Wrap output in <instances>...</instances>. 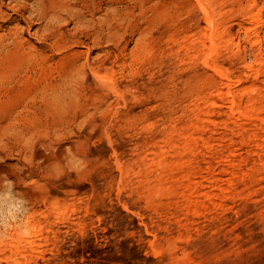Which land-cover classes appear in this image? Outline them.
I'll return each mask as SVG.
<instances>
[{
    "label": "rangeland",
    "instance_id": "374dc122",
    "mask_svg": "<svg viewBox=\"0 0 264 264\" xmlns=\"http://www.w3.org/2000/svg\"><path fill=\"white\" fill-rule=\"evenodd\" d=\"M68 2L0 0V264H264V0Z\"/></svg>",
    "mask_w": 264,
    "mask_h": 264
},
{
    "label": "clouds",
    "instance_id": "9594fccd",
    "mask_svg": "<svg viewBox=\"0 0 264 264\" xmlns=\"http://www.w3.org/2000/svg\"><path fill=\"white\" fill-rule=\"evenodd\" d=\"M0 179L4 180L9 187L15 186V182L8 180L6 176H0ZM28 211V201L24 196L23 200L18 202L8 198L0 201V241L7 239L8 230L13 224L20 222L21 217L25 216ZM29 233L30 229L23 226L22 234L27 236Z\"/></svg>",
    "mask_w": 264,
    "mask_h": 264
},
{
    "label": "bare ground",
    "instance_id": "6f19581e",
    "mask_svg": "<svg viewBox=\"0 0 264 264\" xmlns=\"http://www.w3.org/2000/svg\"><path fill=\"white\" fill-rule=\"evenodd\" d=\"M48 2L50 3V7L54 8L57 11L56 14L51 16L50 21H60L61 19L60 14L64 13L67 15L68 20L76 21L78 23L82 22L83 17L80 11L78 10L77 6L74 5L73 3L68 2V0H64V2L60 3V5H57L54 0H48ZM252 17L254 20H258L259 14H253ZM65 20L66 19L62 17V21H65ZM51 35L54 39L60 40L61 38L65 36V33L63 31V28L60 25V27H57L53 30V33H51ZM8 127L9 125L5 127L4 129H7ZM15 180L19 181L18 178H15Z\"/></svg>",
    "mask_w": 264,
    "mask_h": 264
}]
</instances>
